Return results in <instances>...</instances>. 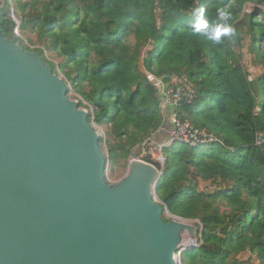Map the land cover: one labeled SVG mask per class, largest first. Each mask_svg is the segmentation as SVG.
<instances>
[{
    "label": "trees",
    "instance_id": "trees-1",
    "mask_svg": "<svg viewBox=\"0 0 264 264\" xmlns=\"http://www.w3.org/2000/svg\"><path fill=\"white\" fill-rule=\"evenodd\" d=\"M201 6L210 26L228 23L235 34L220 44L193 34ZM9 9L21 48L87 112L109 182L125 175L134 148L168 127L147 74L180 83V120L212 138L162 150L156 198L197 229L181 264H264V0H7ZM2 11L1 33L16 41Z\"/></svg>",
    "mask_w": 264,
    "mask_h": 264
},
{
    "label": "water",
    "instance_id": "water-1",
    "mask_svg": "<svg viewBox=\"0 0 264 264\" xmlns=\"http://www.w3.org/2000/svg\"><path fill=\"white\" fill-rule=\"evenodd\" d=\"M66 95L39 56L0 30V264H181L197 229L168 211L163 221L162 172L138 159L143 144L109 182L99 136Z\"/></svg>",
    "mask_w": 264,
    "mask_h": 264
},
{
    "label": "built area",
    "instance_id": "built-area-1",
    "mask_svg": "<svg viewBox=\"0 0 264 264\" xmlns=\"http://www.w3.org/2000/svg\"><path fill=\"white\" fill-rule=\"evenodd\" d=\"M16 27L13 31L14 37H19L18 26L19 23L15 20ZM147 81L152 84L153 87L159 90L160 102L164 109L173 107L172 113L168 118L167 136L163 143L154 144L152 146H145L142 151V157L150 158L152 162L160 164L161 171L164 166L165 159L162 154L164 147L169 146L175 142H182L191 146L198 144H205L208 141H212L208 135L203 131L194 130L191 125L186 121H181L174 107L178 105L182 96H186L183 92V87L175 82H170L169 85L163 84L161 81L156 80L152 75L147 74ZM179 82V81H177ZM164 101V103L162 102ZM163 216L169 219L166 208L164 207Z\"/></svg>",
    "mask_w": 264,
    "mask_h": 264
},
{
    "label": "clouds",
    "instance_id": "clouds-1",
    "mask_svg": "<svg viewBox=\"0 0 264 264\" xmlns=\"http://www.w3.org/2000/svg\"><path fill=\"white\" fill-rule=\"evenodd\" d=\"M205 16H206V9L203 6L194 9L193 11L194 19L192 22L193 34H199L204 38H206L207 40L214 42L215 44L222 43L223 37H231L235 34L236 30L234 27H232L231 24L224 23V24H214L210 26ZM218 16L220 18H223L224 20H227L229 19L230 14L225 9L220 8L218 9ZM155 143L156 142H153L152 145H154ZM151 165L155 166L154 164ZM157 169L161 171V168L160 169L157 168Z\"/></svg>",
    "mask_w": 264,
    "mask_h": 264
},
{
    "label": "rangeland",
    "instance_id": "rangeland-1",
    "mask_svg": "<svg viewBox=\"0 0 264 264\" xmlns=\"http://www.w3.org/2000/svg\"><path fill=\"white\" fill-rule=\"evenodd\" d=\"M2 15H4V19H9V20H13V21H15V18H14V16H13V11H12V9H9V10H3L2 11ZM16 38V43L19 45V40H18V37H15ZM13 40V39H12ZM20 46V45H19ZM246 58H248V56L246 57ZM69 87V86H68ZM70 97H73L74 96V93L72 92V91H70ZM158 99L160 100L161 99V97H159L158 96ZM73 101H76V100H73ZM77 102V101H76ZM78 103V102H77ZM172 110H173V107H170V109H169V112H168V114L169 115H171V114H173L172 113ZM162 111L165 113V109L162 107ZM166 121H168L169 122V118H166L165 119ZM167 128H163L162 130H163V132H161V133H159L160 135H163L164 137L165 136H167V130H166ZM166 139V137L164 138V140ZM152 143H153V141H151ZM163 142V141H162ZM150 145V144H149ZM140 160V159H139ZM141 161L143 162V160L141 159ZM112 183V182H111ZM192 224V223H191ZM196 235H197V232H196ZM186 241H189V239L187 238L186 239ZM196 245V244H195ZM186 246V245H185ZM181 250H184V249H181ZM180 250V251H181Z\"/></svg>",
    "mask_w": 264,
    "mask_h": 264
},
{
    "label": "bare ground",
    "instance_id": "bare-ground-1",
    "mask_svg": "<svg viewBox=\"0 0 264 264\" xmlns=\"http://www.w3.org/2000/svg\"><path fill=\"white\" fill-rule=\"evenodd\" d=\"M14 35V34H13ZM12 39V38H11ZM166 140V139H165ZM164 140V141H165ZM163 141V142H164ZM163 142H156L155 144H158V143H163ZM150 144H153L152 142L150 143ZM146 145H144L143 144V148L142 149H144V147H145ZM147 146H150V145H147ZM143 151V150H142ZM145 157H142V152H141V154H140V156L138 157V159H140V161H141V159L143 160ZM143 162H145V161H143ZM170 215V214H169ZM171 218L169 217V220H170ZM189 239V241H186V239ZM193 240H194V238L192 239V238H189V237H187V236H185V241H184V245H186V247H183L182 249H184V250H181V252L179 253V254H181V253H183V252H186V251H188V250H190L191 249V245L190 244H193L192 242H193Z\"/></svg>",
    "mask_w": 264,
    "mask_h": 264
},
{
    "label": "crops",
    "instance_id": "crops-1",
    "mask_svg": "<svg viewBox=\"0 0 264 264\" xmlns=\"http://www.w3.org/2000/svg\"><path fill=\"white\" fill-rule=\"evenodd\" d=\"M163 103H164V101H162ZM170 108H168V109H165V113H167V112H169L168 110H169ZM168 116H170L169 114L166 116V118H168ZM167 123H168V121H167ZM166 137V136H165ZM163 135H160V134H158L157 136H155V137H153V142H162V141H164V138H165Z\"/></svg>",
    "mask_w": 264,
    "mask_h": 264
}]
</instances>
